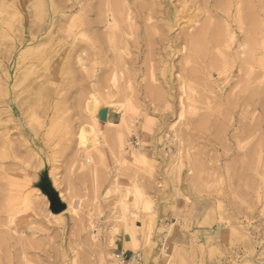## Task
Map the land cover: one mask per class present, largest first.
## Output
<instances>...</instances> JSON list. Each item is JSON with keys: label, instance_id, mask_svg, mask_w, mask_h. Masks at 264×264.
<instances>
[{"label": "rangeland", "instance_id": "1", "mask_svg": "<svg viewBox=\"0 0 264 264\" xmlns=\"http://www.w3.org/2000/svg\"><path fill=\"white\" fill-rule=\"evenodd\" d=\"M243 1H246L242 3L243 12H249L246 10H250L249 1L251 0ZM263 2L258 0V3H261L259 19L264 33ZM249 13H246L248 26L245 24V27L251 29L254 22L252 18L250 19ZM5 15L4 0H0V19ZM78 15L75 12L72 16ZM30 18L32 20L35 16L32 14L28 20ZM17 21L18 17L12 16L15 35L10 41L5 35L0 20V167H2L0 168V264H122L113 253H124L123 264H225L230 259V252L238 253L240 263L264 264V88L262 87L264 86V52L261 59L259 90L261 92L258 94V108L254 109L253 101L248 99L251 98L249 88L246 86L249 76L238 69L239 60L233 57L235 50L238 49L232 48L233 54H230V57L227 56L226 63L219 62V65H222L221 67L218 65V71H213L215 75L209 82L214 81L211 84L219 86L213 89L215 94L220 93L222 97H225L227 95L225 92L229 91L231 100L238 95L237 99L241 100L237 101L236 98L232 102L228 100V104L232 103V106L228 105L226 111L230 112L232 107L230 112L232 117H228L231 114L226 111L223 112L227 119L222 114L219 117V113H215L217 116L214 118V123L218 124L222 119V125L221 123L216 124L218 127L211 125V128L208 125L207 129L199 128L201 131L198 129V131L194 130L195 132L190 128L191 125L185 117L182 119L176 117L175 114L180 109L177 101H171V104L161 102L158 109L153 108L149 102L144 104L145 96L142 88L140 89L137 84L140 83L143 87L148 80L146 76L148 74L143 75L145 71L141 70L139 72L141 74L137 75L133 82V87L137 85L133 88V94L136 96L133 101H136L131 102L133 109L131 106V111L129 109L127 112L133 115L132 118L130 117L131 120H127L122 127L121 139L124 140H121L117 136L109 135L107 130L110 128L116 131L117 126L107 124L105 121L100 122V133L90 132L91 122L88 120L90 118L86 112V102L84 104L87 100L85 96L89 98L93 93L107 107L106 120L115 124L120 123V114L115 109V102L123 101L118 95L124 91V78H122V70L117 67L118 59L114 56L115 40L110 43L104 36L102 43H96L93 32L86 27L82 26L81 30L77 27L73 30L74 32H68L66 27H63L55 29L51 38L38 48L52 49L55 45V49H59L65 40L74 41L76 43L71 44L72 46L67 45L63 48L71 50L76 45L79 48L82 47L79 58L71 54L68 56L67 52L58 56L52 55L53 60L51 56L35 55L33 59L30 56L20 57L15 49L19 42ZM101 30L105 31L104 27H101ZM83 33H85L84 37ZM262 38L264 46V36ZM30 62L34 63L32 68ZM138 64L142 66V59ZM70 70L73 71L69 72ZM221 71L224 72V76ZM241 75H244V81H241ZM227 81L229 84L225 89H222V92H216V89L222 87ZM204 83L205 81L197 80L191 84L202 90ZM233 83L235 86H231ZM237 91L239 92L235 95L234 92ZM244 91L247 95H244L246 94ZM214 93L210 96H215ZM229 96L225 98L229 99ZM244 96L247 99L243 100ZM246 100H249L251 104ZM233 103H236L238 107ZM233 106H235L234 110ZM220 107L216 109L226 108L224 105ZM161 110L167 111L163 114ZM143 111L144 113H141ZM201 111H205V108ZM254 124H259L260 128ZM178 125L183 126L181 131ZM193 126L195 123H192ZM219 126L225 127L223 132L219 131ZM247 130L252 131L247 132ZM215 131L218 133L216 134ZM79 132H82L81 137H85L82 141L78 140ZM181 132H184L183 135ZM203 134H206V137ZM2 140H4L3 143ZM91 141L95 145L85 149L82 143L87 144ZM237 143L245 146L246 152L243 155L239 153ZM252 144H254L253 147L250 146ZM255 146L257 149L254 148ZM14 148L17 149L18 154ZM83 148L88 152L82 150ZM223 152H227L229 156ZM20 155L24 157H22L23 160L19 157ZM89 155L91 158L88 161L86 157ZM215 155L218 158L217 161ZM250 160L251 164H249ZM6 163L12 166H7ZM248 164L254 171L250 169L248 171ZM222 165L224 167H221ZM254 165L255 168H253ZM237 166L240 168L238 169ZM15 169L18 170L15 171ZM45 186L49 191H53L60 203L65 206L63 210L56 213L58 215L52 214L50 198L43 189ZM126 189L130 191V198L123 196ZM135 193L139 195L136 196ZM15 201L17 202L14 203ZM135 222L137 227L134 225ZM121 232L128 233L127 236L131 233L136 235L137 247L133 248L128 239L119 235ZM118 237L125 250H130H121L117 244ZM249 237L258 240L260 244L252 247L247 241ZM137 253L139 257L132 261ZM128 260L131 261L127 262Z\"/></svg>", "mask_w": 264, "mask_h": 264}, {"label": "bare ground", "instance_id": "2", "mask_svg": "<svg viewBox=\"0 0 264 264\" xmlns=\"http://www.w3.org/2000/svg\"><path fill=\"white\" fill-rule=\"evenodd\" d=\"M261 1V0H259ZM264 1V0H263ZM246 2L243 0H4L5 5V17H2L0 20L2 21L5 35L8 39L13 38V24H12V16L18 17V36L19 42L16 45L15 49L18 53V56H30L33 57L35 55H40L43 57H50L52 55H59L61 53L67 52L68 56L76 55L77 57L80 56L82 52V47L79 48L77 45L72 47L71 50H67L63 48L67 45L74 44L76 42L72 41L69 42L65 40L60 46L59 49H55V45L52 49H40L38 48L39 45L45 43L47 40L51 38V34L54 33L55 29H62L66 27V31L74 32L73 30L77 27H86L87 29L93 32L94 40L97 43H102V39L104 36L108 39V41L114 42L115 40V54L114 56L117 57L118 63L117 67L122 70L124 78L123 80V90L118 95L119 99H122V102H115V109L120 114V123L115 124L112 122H108L107 118V107L102 104V101L98 99L93 93L92 95L84 101L86 102V112L91 122V126L89 127L90 132H98L100 129V122L105 121V123L117 126L116 131L114 129L107 130L110 136H117L121 139V132L122 127L124 126L127 120H131V116L127 112L130 109L131 111V102L134 99L133 88L139 86L142 88L143 94L145 98H143L144 104L145 102H149L152 104L153 108H157L160 106L161 102L168 103L171 101H177L178 106L180 109L176 112V117L178 116L180 119L185 117L186 120L190 123L191 129L197 130L200 128L207 129V127H218L217 125L221 123L222 119H220V123H214L215 113H219V117L223 115L227 109L228 100L232 102L234 99L231 100V94L225 92V95H230L229 99L225 98L224 96L220 95V93H214L213 89L219 87L214 86L209 82L211 81V77H213L214 70H217L219 67L218 65L222 62H225V59L230 54H233L232 48H237L235 53L233 54L234 58L239 60V70L247 74L249 77L247 78L246 86H248L249 91L251 93V99L253 101L254 109L258 108V94H260V82H261V73L260 69L262 66V54L264 52L262 37L264 33L261 27V21L259 19V4L258 0H251L249 1L250 10L249 13L250 19L253 20V26L251 29L246 28V19L248 18V14L243 12L242 3ZM264 3V2H263ZM262 3V4H263ZM245 4V3H244ZM248 4V3H247ZM246 4V5H247ZM248 4V5H249ZM245 6V5H244ZM262 6V5H261ZM247 7V6H245ZM264 7V6H263ZM261 8V7H260ZM235 9V10H234ZM263 9V8H262ZM32 11V12H31ZM77 12V17H74V13ZM234 12V13H233ZM262 13V12H261ZM32 14L35 16L31 20H28L30 15ZM261 17V16H260ZM261 19H263L261 17ZM250 21V20H249ZM248 21V22H249ZM252 23V22H251ZM182 24V25H181ZM247 25V24H246ZM248 26V25H247ZM263 26V24H262ZM58 27V28H57ZM101 27L105 29V31L101 30ZM84 28V29H86ZM1 30V29H0ZM16 30V29H15ZM57 31V30H56ZM64 31V30H63ZM78 31V30H77ZM76 31V32H77ZM1 32V31H0ZM76 32L74 34H76ZM88 32V31H87ZM91 32V33H92ZM59 33V31H58ZM62 33V32H61ZM66 33V32H65ZM89 33V32H88ZM263 33V34H262ZM69 34V33H67ZM79 34V33H78ZM83 33V37H84ZM240 34V35H239ZM91 35V34H90ZM238 35V36H237ZM55 36V35H54ZM70 36H74L73 34ZM81 36V33H80ZM4 37V36H3ZM57 37V36H55ZM61 37V36H60ZM66 37V36H65ZM69 37V36H68ZM88 38V37H87ZM61 39V38H60ZM67 39V38H66ZM75 39V38H74ZM88 40V39H87ZM77 41V40H76ZM91 41V40H90ZM93 41V40H92ZM16 42V41H15ZM2 43V42H1ZM84 43V41H83ZM88 43V42H87ZM55 44V43H54ZM60 44V43H59ZM78 44V43H77ZM86 44V43H85ZM90 44V42H89ZM79 45V44H78ZM72 46V45H71ZM88 46V45H87ZM96 46V45H95ZM89 47V46H88ZM109 47V46H108ZM113 47V46H110ZM70 49V48H69ZM110 49V48H109ZM108 49V50H109ZM64 50V51H63ZM85 50V49H84ZM100 50V49H98ZM7 51V50H6ZM14 51V50H13ZM15 51V52H16ZM114 52V51H113ZM145 52V53H144ZM232 52V53H231ZM89 53V52H88ZM111 53V52H110ZM5 54V53H4ZM7 54V52H6ZM82 54V53H81ZM15 55V54H14ZM63 55V54H62ZM87 55V53H86ZM102 55V54H101ZM13 56V55H12ZM11 56V57H12ZM56 56V57H57ZM85 56V55H83ZM113 56V57H114ZM10 57V56H9ZM62 57V56H61ZM89 57V56H88ZM93 57V55H92ZM223 57L222 59H219ZM230 57V56H229ZM79 58V57H78ZM97 58V57H96ZM232 58V57H231ZM50 59V58H49ZM48 59V60H49ZM55 59V58H54ZM63 59V58H62ZM66 59V58H64ZM88 59V58H85ZM142 59V66L138 63ZM228 59V58H227ZM24 60V58H23ZM53 60V58H52ZM76 60V59H75ZM78 60V59H77ZM233 60V59H232ZM33 61V60H32ZM69 61V60H68ZM80 61V60H79ZM117 61V60H116ZM231 61V60H230ZM56 62V60H55ZM74 62V61H73ZM220 62V63H219ZM238 62V61H237ZM40 63V62H39ZM51 63H53L51 61ZM77 63V62H76ZM83 63V62H82ZM224 63V64H225ZM228 63H230L228 61ZM227 63V64H228ZM41 64V63H40ZM39 64V65H40ZM54 64V63H53ZM56 64V63H55ZM80 64V63H79ZM233 64V62H232ZM34 63L30 62L31 68L33 67ZM38 65V64H37ZM49 65V64H48ZM57 65V64H56ZM74 65V64H73ZM222 65V64H221ZM221 65H219L221 67ZM42 66V65H41ZM60 66V65H59ZM80 66V65H79ZM93 66V65H92ZM47 67V66H45ZM71 67V66H70ZM69 67V68H70ZM75 67V66H74ZM77 67V66H76ZM87 67V66H86ZM107 67V66H106ZM224 67V66H223ZM30 68V69H31ZM51 67H49L50 69ZM54 68V67H53ZM101 68V66H100ZM230 68V67H229ZM228 68V69H229ZM73 69V68H72ZM75 69V68H74ZM90 69V68H89ZM106 69V68H105ZM118 69V71H119ZM222 69V68H220ZM225 69V68H224ZM247 69V71H246ZM68 70V69H67ZM141 70H144V74H148V80L145 81L144 86L138 83L133 87V82L135 81V77L141 73ZM73 70H70L71 72ZM81 71V70H80ZM79 71V72H80ZM95 71V70H94ZM218 71V70H217ZM264 71V70H263ZM26 72V71H25ZM24 72V74H25ZM51 72V71H50ZM67 72V73H69ZM82 72V71H81ZM113 72V71H112ZM121 74L122 72L119 71ZM143 72V71H142ZM224 76V72L221 71ZM226 72V71H225ZM66 73V72H65ZM84 73V72H83ZM119 73V74H120ZM217 73V72H216ZM231 73V71H230ZM229 73V74H230ZM235 73V72H234ZM62 74V73H61ZM76 74V73H75ZM87 74V71H86ZM93 74V73H92ZM91 74V75H92ZM10 76V74H8ZM73 75V74H72ZM81 75V73H80ZM238 75V73H237ZM25 76V75H24ZM28 76V75H27ZM82 76V75H81ZM120 76V75H119ZM142 76V75H141ZM244 76V75H243ZM242 77L241 81H244V77ZM22 77V76H21ZM58 77V76H57ZM60 77V76H59ZM75 77V76H74ZM77 77V76H76ZM75 77V78H76ZM92 77V76H91ZM144 77V76H143ZM218 77V76H217ZM216 77V78H217ZM230 77V76H229ZM239 78V76H237ZM8 78V77H7ZM17 78V76H16ZM23 78V77H22ZM21 78V79H22ZM50 78V77H49ZM55 78V77H53ZM74 78V79H75ZM86 78V77H85ZM139 78V77H138ZM221 78V77H220ZM231 78V77H230ZM246 78V77H245ZM52 79V78H51ZM146 79V78H145ZM214 79V78H212ZM237 79V78H236ZM10 80V79H9ZM48 80V79H47ZM119 80V79H118ZM197 80L205 81L204 87L202 90L199 88H195L192 86L193 82ZM16 81V80H15ZM14 81V82H15ZM32 81V80H31ZM55 81V80H53ZM122 81V80H121ZM137 81V80H136ZM144 81V78H143ZM207 81V82H206ZM229 81V80H228ZM226 82L222 87L216 89V92H222L226 85L229 82ZM13 82V83H14ZM18 82V81H17ZM20 82V81H19ZM45 82V81H44ZM43 82V83H44ZM141 82V81H140ZM201 82V81H200ZM235 82V81H234ZM12 83V84H13ZM31 83V82H30ZM119 83V82H118ZM143 83V82H142ZM192 83V84H191ZM245 83V82H244ZM36 84V83H35ZM39 84V83H38ZM41 84V83H40ZM120 84V83H119ZM198 84V82H197ZM223 84V83H222ZM221 84V85H222ZM236 84V82H235ZM45 85V84H44ZM97 85V84H96ZM196 85V84H195ZM199 85V84H198ZM201 85V84H200ZM214 87H213V86ZM9 86V85H8ZM39 86V85H38ZM41 86V85H40ZM98 86V85H97ZM121 86V84H120ZM230 86V85H229ZM231 86H235L234 83ZM245 86V84H244ZM245 88L247 89V87ZM35 87V86H34ZM37 87V86H36ZM199 87V86H198ZM201 87V86H200ZM264 88V86H262ZM261 87V88H262ZM33 88V87H31ZM115 88L117 86L115 85ZM121 88V87H120ZM138 88V89H139ZM262 88V89H263ZM91 89V88H90ZM98 89V87H97ZM233 89V88H232ZM245 89V90H246ZM11 90V89H10ZM99 90V89H98ZM120 90V89H119ZM244 90V89H242ZM113 91V90H112ZM116 91V90H115ZM137 91V90H135ZM230 91L231 88H230ZM239 91L234 92L236 95ZM245 92V91H244ZM248 92V91H247ZM263 92V91H262ZM214 93L215 96H210V94ZM231 93V92H230ZM246 93V92H245ZM31 94V93H30ZM49 94V93H48ZM98 94V93H97ZM136 94V92H135ZM142 94V95H143ZM222 94V93H221ZM244 94V93H243ZM32 95V94H31ZM140 95V94H139ZM138 95V96H139ZM242 95V94H241ZM244 95H247L244 94ZM249 95V94H248ZM233 96V95H232ZM243 96V95H242ZM250 96V95H249ZM248 96V97H249ZM263 96V95H262ZM136 97V96H135ZM261 97V95H260ZM7 98V97H5ZM139 98V97H138ZM147 98V100H145ZM225 98V99H224ZM101 99V98H100ZM241 100L240 98H238ZM237 99V101H238ZM247 99L245 96L243 100ZM262 99V98H260ZM118 100V99H117ZM138 100V99H137ZM246 100V101H249ZM19 101V100H18ZM21 101V99H20ZM34 101V100H33ZM32 101V102H33ZM120 101V100H119ZM136 101V100H135ZM133 101V103L135 102ZM229 101V102H230ZM235 101V100H234ZM233 101V102H234ZM22 102V101H21ZM176 102V103H177ZM212 104L210 105V103ZM250 102V101H249ZM83 103V102H82ZM174 103V102H173ZM175 103V104H176ZM238 103V102H236ZM236 103H233L236 104ZM244 104V102H242ZM241 103V104H242ZM247 103V102H246ZM245 103V104H246ZM261 103V102H260ZM17 104V103H16ZM27 104V103H26ZM174 104V105H175ZM240 104V106H241ZM242 104V105H243ZM251 104V102H250ZM15 105V104H14ZM18 105V104H17ZM29 105V104H28ZM136 105V104H135ZM166 105V104H165ZM226 106V108L222 107L223 110L216 109L220 106ZM22 106V105H21ZM26 106V105H25ZM137 106V105H136ZM162 106V105H161ZM170 106V105H169ZM167 106V107H169ZM232 106V105H231ZM229 106V107H231ZM238 107V105L236 104ZM20 107V106H18ZM29 107V106H28ZM27 107V109H29ZM32 107V106H31ZM175 107V106H174ZM261 107V106H259ZM264 107V106H263ZM25 108V107H24ZM48 108V107H47ZM51 108V107H50ZM137 108V107H136ZM145 108V107H144ZM163 108V107H162ZM173 108V107H172ZM205 108V111L200 110ZM221 108V107H220ZM232 108V107H231ZM230 108V112H231ZM235 106H233L234 110ZM240 108V107H239ZM20 109V108H19ZM26 109V108H25ZM33 109V107H32ZM133 109V106H132ZM166 109V108H165ZM238 109V108H237ZM235 109V111L237 110ZM150 110V109H149ZM154 110V109H153ZM152 110V111H153ZM232 110V112H233ZM21 111V110H20ZM24 111V109H23ZM163 111V110H161ZM160 111V112H161ZM165 111V110H164ZM163 111V114H165ZM167 111V110H166ZM165 111V112H166ZM224 111V112H223ZM234 111V112H235ZM244 111V109H243ZM258 111V110H257ZM12 112V111H11ZM22 112V111H21ZM29 112V110H28ZM31 112V111H30ZM134 112V111H133ZM174 112V111H173ZM223 112V113H222ZM228 114L230 112L226 111ZM248 112V111H247ZM130 113V112H129ZM141 113H144L141 112ZM170 113V112H169ZM236 113V112H235ZM245 113V111L243 112ZM255 113V112H254ZM19 114V112H18ZM158 114V112H157ZM222 114V115H220ZM226 114V113H225ZM231 114V113H230ZM259 114V113H257ZM51 115V114H50ZM85 115V114H84ZM146 115V114H145ZM227 115V114H226ZM235 115V114H234ZM240 115V114H239ZM251 115V114H250ZM10 116V114H9ZM152 116V115H151ZM162 116V115H161ZM160 116V117H161ZM228 115V117H232ZM242 116V115H241ZM249 116V115H248ZM258 116V115H254ZM32 117V116H31ZM85 117V116H84ZM131 117V118H130ZM139 117V116H137ZM136 117V118H137ZM167 117V116H165ZM243 117V116H242ZM251 117V116H250ZM253 117V116H252ZM263 117V116H262ZM13 119V117H11ZM141 118V117H140ZM144 118V117H143ZM213 118V119H212ZM240 118V117H239ZM6 119V117H5ZM34 119V118H33ZM37 119V118H36ZM87 119V118H85ZM83 119V120H85ZM134 119V118H133ZM145 119V118H144ZM162 119V117H161ZM164 119V118H163ZM227 119V116L225 117ZM235 119V118H234ZM241 119V118H240ZM255 120V117L253 118ZM259 119V118H258ZM257 119V120H258ZM2 120V119H1ZM10 121V118L8 119ZM52 120V119H51ZM129 120V121H130ZM135 120V119H134ZM147 120V119H146ZM145 120V121H146ZM152 120V119H151ZM167 120V119H166ZM170 120V119H169ZM179 120V119H178ZM232 120V119H231ZM229 120V121H231ZM237 120V119H236ZM244 120V119H243ZM249 120V119H248ZM7 121V120H6ZM35 121V120H34ZM39 121V120H38ZM86 121V120H85ZM144 121V120H143ZM148 121V120H147ZM154 121V120H153ZM184 121V120H183ZM182 121V122H183ZM186 121V122H187ZM256 121V120H255ZM254 121V122H255ZM15 122V120H14ZM185 122V121H184ZM226 122V121H225ZM238 122V121H235ZM242 122V121H241ZM249 122V121H248ZM13 123V122H12ZM31 123V122H30ZM38 124V122H36ZM40 123V122H39ZM84 123V121H83ZM82 123V124H83ZM87 123V122H86ZM89 123V122H88ZM131 123V122H130ZM152 123V122H151ZM149 123V124H151ZM192 123H195V126L192 127ZM2 124V123H1ZM29 124V123H28ZM81 124V125H82ZM85 124V123H84ZM90 124V123H89ZM127 124V123H126ZM133 124V123H131ZM130 124V125H131ZM148 124V125H149ZM184 125V123H182ZM186 124V123H185ZM217 124V125H216ZM237 124V123H236ZM9 125V124H8ZM12 125V124H11ZM15 125V124H14ZM129 125V124H128ZM162 125V124H161ZM207 125V126H206ZM209 125V126H208ZM220 125V126H221ZM224 125V124H223ZM227 125V123H226ZM255 125V124H254ZM259 125V124H258ZM258 125H255L256 127ZM4 126V125H2ZM41 126V125H40ZM172 126V125H171ZM177 126V125H176ZM180 127V125H178ZM219 131H222L224 128L220 127ZM229 126V125H228ZM227 126V127H228ZM254 126V127H255ZM18 127V126H17ZM130 127V126H129ZM128 127V128H129ZM162 127V126H161ZM160 127V128H161ZM183 127V126H182ZM180 127V131L182 129ZM235 127V125H234ZM243 127V126H242ZM246 127L248 128L247 124ZM260 128V126H258ZM3 128V127H2ZM1 128V129H2ZM11 128V126L9 127ZM126 128V125H125ZM127 128V129H128ZM170 128V125H169ZM217 128V129H219ZM231 128V127H230ZM15 129V128H14ZM17 129V128H16ZM106 129V128H105ZM108 129V128H107ZM134 130V127L132 128ZM159 129V128H158ZM168 129V127H167ZM175 129V128H174ZM199 129V130H200ZM232 129V128H231ZM250 129V128H249ZM10 130V129H9ZM8 130V131H9ZM131 130V129H130ZM136 130V129H135ZM151 130V129H150ZM185 130V129H183ZM202 130V129H201ZM200 130V131H201ZM241 129H238V131ZM20 131V129H19ZM38 131V130H37ZM163 131V130H162ZM165 131V130H164ZM174 131V130H173ZM186 131V130H185ZM190 131V130H189ZM188 131V132H189ZM196 131V133H197ZM213 131V130H212ZM228 131V130H227ZM242 131V130H241ZM252 130H247V132ZM103 132V131H102ZM101 132V133H102ZM106 132V133H107ZM131 132V131H130ZM135 132V131H134ZM160 132V131H159ZM166 132V131H165ZM195 132V131H194ZM204 132V131H203ZM216 132V131H215ZM212 132V133H215ZM223 132V131H222ZM233 132V131H232ZM244 132V131H243ZM242 132V133H243ZM254 132V131H253ZM26 133V132H25ZM38 133V132H37ZM125 133V132H123ZM132 133V132H131ZM182 133V132H181ZM184 133V132H183ZM182 133V135H183ZM209 133V129H208ZM218 132H216L217 134ZM226 133V132H225ZM252 133V132H251ZM20 134V133H19ZM22 134V133H21ZM35 134V133H34ZM192 134V133H191ZM195 134V133H194ZM193 134V135H194ZM234 134V133H233ZM231 134V136L233 135ZM241 134V133H240ZM23 135V134H22ZM22 135H19L22 137ZM31 135V134H30ZM188 135V134H187ZM197 135V134H196ZM212 135V134H211ZM248 135V133H247ZM246 135V136H247ZM82 132L78 133V140L82 141L84 138L81 137ZM190 136V135H189ZM206 137V134H203ZM221 136V134L219 135ZM230 136V135H229ZM235 136V134H234ZM232 136V137H234ZM12 137V136H11ZM124 137V134H123ZM186 137V135H185ZM199 137V136H198ZM204 137V138H205ZM214 137V136H213ZM211 137V138H213ZM245 137V136H244ZM23 138V137H22ZM30 138V137H29ZM126 138V136H125ZM138 138V137H137ZM192 138V135H191ZM221 139L220 137H218ZM231 138V137H230ZM229 138V139H230ZM235 138V137H234ZM239 138L240 135H239ZM256 138V137H255ZM16 139V138H15ZM14 139V141H15ZM20 140V138H17ZM145 139V138H144ZM182 139V137L180 138ZM208 139V138H207ZM217 139V138H216ZM244 139V138H243ZM124 140V139H121ZM179 140V139H178ZM225 140V139H224ZM260 140V139H259ZM24 141V140H23ZM94 141V140H93ZM91 141L87 144L84 142V148L87 149L90 146H94L95 143ZM218 141V140H217ZM220 141V140H219ZM218 141V142H219ZM240 141V140H238ZM4 140H2V143ZM16 142V141H15ZM26 142V141H25ZM123 142V141H122ZM173 142V141H172ZM207 142V140H206ZM205 142V143H206ZM213 142V141H211ZM223 142V141H222ZM254 142V141H253ZM91 143V144H90ZM198 143V142H197ZM208 143V142H207ZM210 143V142H209ZM221 143V141H220ZM235 143V142H234ZM257 143V142H256ZM32 144V143H31ZM107 144V143H106ZM130 144V143H129ZM131 144H133L131 142ZM189 144V142H188ZM225 144V143H224ZM222 144V145H224ZM238 144V143H237ZM255 144V143H254ZM250 145L253 147V145ZM263 144V143H262ZM82 145V147H83ZM108 145V144H107ZM172 145V144H171ZM187 145V144H186ZM210 145V144H209ZM212 145V144H211ZM219 145V143H218ZM234 145V144H233ZM15 146V145H14ZM134 146V145H133ZM156 146V145H155ZM185 148V145H183ZM215 146V145H214ZM239 153L243 155L245 151V146L243 144L237 145ZM248 146V147H250ZM16 147V146H15ZM37 147V146H36ZM131 147V145H130ZM222 147V146H220ZM219 147V149H220ZM226 147V146H224ZM223 147V148H224ZM232 146H230L231 148ZM250 147V149H251ZM6 148V147H5ZM22 148V147H20ZM25 148V147H24ZM82 149L86 151L85 149ZM222 148V149H223ZM254 148L257 149V146ZM2 149V148H1ZM15 149V148H14ZM141 149V148H140ZM198 149V148H197ZM212 149V148H211ZM255 149V151H256ZM17 149H15L16 151ZM191 150V149H190ZM213 150V149H212ZM216 150V149H214ZM234 150V148H233ZM252 150V149H251ZM260 150V149H258ZM22 151V150H21ZM37 151V150H36ZM42 151V150H41ZM90 151V150H89ZM199 151V150H198ZM226 151V149H225ZM235 151V150H234ZM237 151V150H236ZM250 151V150H249ZM39 152V151H38ZM37 152V153H38ZM88 152V150L86 151ZM154 152V151H153ZM204 152V151H202ZM219 152V151H218ZM259 152V151H256ZM255 152V153H256ZM14 153V151H13ZM18 154V152L16 151ZM29 153V152H28ZM34 153V152H33ZM133 153V152H132ZM135 153V152H134ZM200 153V152H199ZM205 153V152H204ZM211 153V152H210ZM217 153V151H216ZM228 154L227 152H223ZM233 153V152H231ZM249 153V152H248ZM252 153V152H251ZM21 154V153H19ZM24 154V153H22ZM87 154V153H86ZM127 154V153H126ZM155 154V153H154ZM235 154V153H234ZM250 154V153H249ZM248 154V155H249ZM1 155H3L1 153ZM39 155V154H38ZM88 155V154H87ZM129 155V154H128ZM195 155V153H194ZM237 155V153H236ZM235 155V156H236ZM247 155V156H248ZM255 155V154H254ZM25 156V154L23 155ZM23 156L21 160H23ZM27 156V155H26ZM90 156V155H89ZM86 157L89 161L90 157ZM131 156V155H130ZM135 156V155H134ZM199 156V155H198ZM212 156V155H211ZM214 156V155H213ZM229 156V155H227ZM246 156V157H247ZM23 157V158H22ZM40 157V156H39ZM85 157V156H84ZM94 157V156H93ZM196 157V156H195ZM221 157L220 155L218 156ZM231 157V156H230ZM251 156H249L250 158ZM10 158V157H9ZM13 158V157H12ZM134 158V157H133ZM197 158V157H196ZM202 158V157H201ZM216 161L217 157L215 155ZM243 158V157H242ZM258 158V157H257ZM11 159V158H10ZM26 159V158H25ZM29 159V158H28ZM179 159V158H178ZM195 159V158H194ZM251 159V158H250ZM102 160V159H101ZM116 160V159H115ZM127 160V159H126ZM172 160V159H171ZM174 160V158H173ZM197 160V159H196ZM203 160V159H202ZM235 160V159H234ZM255 160V159H254ZM17 161V160H15ZM19 161V159H18ZM25 161V160H24ZM130 161V160H129ZM195 161V160H194ZM204 161V160H203ZM214 161V160H213ZM215 161V162H216ZM219 161V160H218ZM21 163L23 161H20ZM19 162V164H20ZM27 162V161H26ZM140 162V161H139ZM173 162V161H172ZM214 162V163H215ZM238 162V161H237ZM5 163V161H4ZM3 163V165H4ZM10 164V162H8ZM13 163V162H12ZM18 163V162H17ZM24 163V162H23ZM31 163V162H30ZM200 163V162H199ZM240 163V162H239ZM237 163V165L239 164ZM252 161L250 160L251 164ZM32 164V163H31ZM30 164V165H31ZM194 164V163H193ZM197 164V163H196ZM202 164V163H201ZM226 164V162H225ZM224 164V165H225ZM248 164V171L251 166ZM254 164V163H253ZM7 166H12L8 165ZM17 165V164H15ZM24 165V164H22ZM41 165V164H40ZM195 165V164H194ZM222 165L221 167H224ZM241 165V164H240ZM19 166V165H18ZM44 166V165H43ZM197 166V165H196ZM239 166V165H238ZM237 166V167H238ZM244 166V165H243ZM14 167V166H13ZM198 167V166H197ZM2 168V167H0ZM15 168V167H14ZM17 168V166H16ZM20 168V166H19ZM39 168V167H38ZM240 167H238L239 169ZM252 168V167H251ZM255 168V165L253 166ZM10 169V167H9ZM12 169V168H11ZM24 169V168H23ZM204 169V168H203ZM237 169V170H238ZM247 169V168H246ZM18 170V169H17ZM15 169V171H17ZM20 170V169H19ZM26 170V169H24ZM212 170V169H211ZM222 170V169H221ZM254 171L253 169H250ZM31 171V170H30ZM28 171V172H30ZM33 171V170H32ZM198 171V170H197ZM239 171V170H238ZM237 171V172H238ZM243 171V170H242ZM260 171V170H258ZM2 172V171H1ZM27 172V173H28ZM165 172V171H164ZM194 172V171H193ZM235 172V171H234ZM245 172V171H244ZM243 172V174H244ZM19 173V172H17ZM33 173V172H32ZM41 173V172H40ZM195 173V172H194ZM12 174V173H10ZM15 174V173H13ZM12 174V175H13ZM20 174V173H19ZM193 174V173H192ZM220 174V173H219ZM223 174V173H222ZM24 175V173H23ZM231 176L233 174H230ZM238 175V173H237ZM236 175V176H237ZM245 175V174H244ZM36 176V175H34ZM192 176V175H191ZM194 176V175H193ZM204 176V175H203ZM218 176V175H216ZM197 177V176H196ZM235 177V176H234ZM233 177V178H234ZM247 177V175H246ZM202 178V177H201ZM237 178V177H236ZM235 178V179H236ZM7 179V178H6ZM20 179V178H19ZM121 179V178H120ZM232 179V177H231ZM251 179V178H250ZM11 180V179H10ZM246 180V179H245ZM22 181V180H21ZM20 181V182H21ZM26 181V180H25ZM32 181V180H31ZM39 181V180H38ZM150 181V180H149ZM148 181V182H149ZM193 181V180H192ZM191 181V182H192ZM236 181V180H235ZM242 181V180H241ZM19 182V183H20ZM154 182V181H153ZM239 182V181H236ZM243 182V181H242ZM241 182V183H242ZM9 183V182H7ZM18 183V184H19ZM25 183V182H24ZM27 183V182H26ZM12 184V183H11ZM10 184V187L12 186ZM17 184V183H16ZM115 184V183H114ZM149 184V183H148ZM25 185V184H24ZM190 185V184H189ZM244 185V182H243ZM246 185V184H245ZM8 186V185H7ZM23 186V185H22ZM172 186V185H171ZM15 187V186H14ZM28 187V186H27ZM254 188V187H253ZM8 189V188H7ZM25 189V188H24ZM131 189V188H130ZM10 191V190H9ZM13 191V190H12ZM24 191V190H23ZM133 191V190H131ZM243 191V190H242ZM11 192V191H10ZM9 192V194H10ZM19 192V190L17 191ZM31 192V191H30ZM171 192V191H170ZM174 192V191H173ZM22 193V192H21ZM119 193V192H118ZM130 191L126 189L124 193V197L130 198ZM243 193V192H242ZM18 194V193H16ZM20 194V193H19ZM34 194V193H33ZM15 195V194H14ZM26 195V194H25ZM138 196L139 194H136ZM235 195V194H234ZM133 196V195H132ZM4 197V196H3ZM9 198V197H8ZM19 199V198H18ZM121 199V198H120ZM11 200V199H10ZM21 200V199H20ZM123 200V199H122ZM207 200V199H206ZM15 201L14 203H16ZM125 202V201H124ZM14 205V204H13ZM44 205V204H43ZM124 205V204H123ZM206 205V204H205ZM40 206V205H39ZM37 207V206H36ZM239 207V206H237ZM236 207V208H237ZM13 208V207H12ZM12 210V209H11ZM194 210V209H193ZM23 211V210H22ZM44 211V210H43ZM48 212V210H47ZM53 215H58L56 213H52ZM192 214V213H191ZM237 214V213H236ZM12 215V214H11ZM122 220V219H121ZM91 221V220H90ZM89 221V222H90ZM93 224V223H92ZM93 227L95 226L92 225ZM185 227V226H184ZM150 228V227H149ZM148 228V230H150ZM239 228V227H238ZM243 228V227H242ZM172 229V228H171ZM186 229V228H185ZM182 230V229H181ZM241 230V229H240ZM112 233V232H111ZM246 235L248 233H245ZM255 235V234H254ZM253 236V235H252ZM258 236V235H257ZM256 236V237H257ZM149 237V235H148ZM241 237V236H240ZM146 238V237H145ZM130 245L133 248H136L137 238L134 234H129L127 236ZM149 239V238H148ZM258 239V238H257ZM118 245L121 247V250H125V247L118 237L117 239ZM146 240V239H145ZM150 240V239H149ZM247 240V239H246ZM238 241V240H237ZM249 245L251 244L252 247L255 245H259L260 242L253 237H249L248 240ZM147 242V240H146ZM150 242V241H149ZM148 242V243H149ZM244 242V241H243ZM246 242V241H245ZM248 242L247 245H248ZM147 245V244H146ZM152 245V244H151ZM244 245V244H243ZM148 247V246H147ZM252 249V248H251ZM143 250V249H141ZM239 250V249H238ZM242 250V249H241ZM111 251V250H110ZM241 252V251H238ZM230 259L225 262V264H243L240 263L239 257H237V252H230ZM236 253V254H235ZM139 254V253H137ZM226 254V253H225ZM252 254V253H250ZM113 255H115L113 253ZM241 255V254H239ZM116 256V255H115ZM242 256V255H241ZM247 257V256H246ZM220 259V258H219ZM131 260H128L129 262ZM132 261H135V258H132ZM243 261V259H242ZM123 264L124 262L121 261ZM253 263V262H252ZM118 264V263H117ZM120 264V263H119Z\"/></svg>", "mask_w": 264, "mask_h": 264}, {"label": "water", "instance_id": "3", "mask_svg": "<svg viewBox=\"0 0 264 264\" xmlns=\"http://www.w3.org/2000/svg\"><path fill=\"white\" fill-rule=\"evenodd\" d=\"M43 189L48 193L50 198V209L53 213H58L65 208L64 204L60 203L56 194L53 191H49L47 186L43 187Z\"/></svg>", "mask_w": 264, "mask_h": 264}, {"label": "built area", "instance_id": "4", "mask_svg": "<svg viewBox=\"0 0 264 264\" xmlns=\"http://www.w3.org/2000/svg\"><path fill=\"white\" fill-rule=\"evenodd\" d=\"M116 255V258H118L120 261H125V256H124V253H118V254H115ZM139 257V254H135L134 258H138Z\"/></svg>", "mask_w": 264, "mask_h": 264}, {"label": "crops", "instance_id": "5", "mask_svg": "<svg viewBox=\"0 0 264 264\" xmlns=\"http://www.w3.org/2000/svg\"><path fill=\"white\" fill-rule=\"evenodd\" d=\"M135 227H137L138 225H137V222H135ZM127 234L128 233H124V232H121V233H119V235H121V236H123V237H125V238H127ZM135 237H136V235H134ZM127 250H130V249H126V250H124V251H127ZM123 251V250H122Z\"/></svg>", "mask_w": 264, "mask_h": 264}]
</instances>
